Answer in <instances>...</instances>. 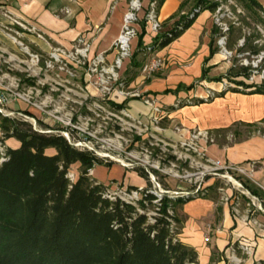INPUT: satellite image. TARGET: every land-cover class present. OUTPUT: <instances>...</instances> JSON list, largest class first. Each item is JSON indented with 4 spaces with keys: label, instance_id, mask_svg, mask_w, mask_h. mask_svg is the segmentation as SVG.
<instances>
[{
    "label": "rangeland",
    "instance_id": "374dc122",
    "mask_svg": "<svg viewBox=\"0 0 264 264\" xmlns=\"http://www.w3.org/2000/svg\"><path fill=\"white\" fill-rule=\"evenodd\" d=\"M223 2L233 13L224 17L225 22L230 27V31L227 33H223L220 27L215 24L218 29L216 47L219 53L232 63V68H234L232 75L223 77V82L226 83L225 88L239 87L244 89L238 86L237 82H244L248 85L263 84L264 23L248 10L245 3L239 0H223ZM213 19L215 23L214 12ZM163 32L166 31L162 24L159 33H154L159 36ZM29 33L21 26L11 24V21L8 24H0V97L6 99L5 105L0 106V146L4 150L3 154L10 147L7 144L13 145L16 141L19 142L15 137L3 140L5 138V130L1 127L3 118L18 119L31 124L40 133L62 134L79 150L92 152L98 158V163L89 173L92 179H95L94 174L98 166L112 167L118 165L145 179V186L137 187V189L149 188L154 193L159 194L161 198L188 197L193 199L190 202L213 199L218 210L227 207L236 223L237 219L244 228L262 230L264 238V212L259 208V204H262L264 209V201L261 198H264L263 188L251 181L246 180L245 182L243 178H239L245 183L246 189L251 192L250 195L242 194L236 190L237 188L233 184L221 180L220 172L214 171L211 162L207 161L208 159L213 162L219 160L215 155L218 152L215 151L216 148H213V146L216 147L215 143L223 139L227 143H232L238 139L233 131L221 134L222 139H218L216 133L209 131L215 143L209 145L201 143L204 148L202 152L205 153V156L193 149L183 151L180 145L189 140L191 135L187 139L179 140L165 138L164 128L169 124L168 110L163 106H158L153 97L138 90L133 84L134 78L132 77L138 71H136V66L131 64L132 68L129 66V70L123 72L126 61L132 58L133 53L124 62L122 69L119 70L120 80L117 83H111L112 85L109 86L112 91L107 93L104 81L107 80L108 75H103L102 69L113 65L114 62L107 63L102 55L103 62L98 65V71L93 72L89 63L97 58L90 62L88 53L86 58L77 55L76 58L69 56V53L74 54L78 47L83 46V42L72 50L52 46L50 50L44 51L36 43L31 42L28 38ZM31 34L37 40H45L41 33L43 39L35 33ZM138 36L139 32L136 37ZM224 36H226V45L221 46L219 41ZM151 46L142 45L140 50L136 52L140 55L139 59L136 58V63L142 62L141 59L144 60L139 68L140 73H142L145 63L155 57L164 58L166 66L167 59L165 57L154 56L147 59L150 53L155 52L151 50ZM255 49H259L260 52L258 54L253 53ZM57 50L61 52H57ZM164 68L151 75L155 76ZM243 68L248 69L247 76H234L235 72L241 71ZM33 79L36 80L34 86L25 82V80ZM250 90L252 89L247 91ZM137 93L140 96H136ZM19 94L24 95L27 100L18 96ZM135 99L141 100L143 103L145 100L151 99L161 109L162 113L155 112L146 103L145 105L151 107V111L143 104H141L140 109L145 112L134 111L128 103ZM110 102L124 104L125 108L120 112L113 111L109 107ZM192 102L190 100L185 103L184 100H180L174 108ZM262 131L264 134V129ZM175 145L177 147L176 152L181 155L180 159H177V156H171L173 155L171 146ZM1 153L0 149V156L2 157ZM169 161L175 163L176 166L172 170L162 171L171 167ZM220 161L226 163L223 159ZM226 164L245 168L242 165ZM157 166L160 169L156 168ZM250 167L251 169L255 167V171L257 162L252 161ZM115 169L117 170V168ZM245 169L249 170L248 168ZM97 172L98 177L103 178L104 173L99 169ZM79 174L78 169L73 167L68 175L70 180L74 182ZM112 174L117 175L118 172L112 171ZM176 174L183 178H174L173 175ZM255 182L257 181L255 180ZM106 186L105 193L109 192L111 196L116 198H124L123 193L125 192L130 194L132 191H136L129 190L130 186L119 181H110ZM220 188H224L225 192L221 193ZM197 189H199V193L196 192ZM227 196L232 200L226 201ZM253 196L261 200L262 203L257 199L255 200ZM183 206L178 207L177 211L182 223L185 220L182 215ZM236 207L238 212L235 210ZM150 214L152 216L153 212ZM245 217H248L246 222ZM255 220L257 224L254 223ZM260 224L261 227H259ZM181 229L183 230V224ZM243 242H246L252 254L247 253L242 248L241 243ZM256 247L255 240L241 235L234 244H230L227 254H223L225 264H232L230 260L233 254L240 257L242 264H246L248 259L255 255Z\"/></svg>",
    "mask_w": 264,
    "mask_h": 264
},
{
    "label": "crops",
    "instance_id": "0c3cea01",
    "mask_svg": "<svg viewBox=\"0 0 264 264\" xmlns=\"http://www.w3.org/2000/svg\"><path fill=\"white\" fill-rule=\"evenodd\" d=\"M257 1L264 11V0ZM149 3L150 0H143L140 22L136 25L139 36L132 41L133 56L126 61L123 72L128 71L129 66L132 68L131 64L135 66L136 58H140V55L136 57L140 45L149 47L157 37L150 25L145 23ZM196 3L197 0H166L158 13V20L165 31L190 13ZM129 8L130 0H9L5 8H0V24H8L9 16L32 27L45 40H37L31 33L28 38L44 51L52 46L72 50L85 41L89 44L90 62L103 55L111 64L117 57L115 45ZM216 38L213 12L206 10L180 38L147 57H165L167 63L164 70L155 76L140 73L139 68L144 61L141 59L133 84L153 97L158 106L168 110L169 124L164 128L165 138L187 139L195 130H208L222 139L221 134L233 131L238 138L234 142L227 143L223 139L214 144L216 147L213 148L218 152L216 157L249 170L251 162H257L254 177L264 186V94L229 91L222 97H214L224 90L226 83L223 77H228L232 69V63L217 50ZM212 48L216 49L213 54ZM219 78L223 80L218 81ZM195 99H204L205 102L174 108L180 100L187 103ZM128 104L139 113L143 111L141 104L145 105L136 99ZM147 107L151 111V107ZM7 145L16 149L20 143L16 141ZM48 152L54 153L53 150ZM98 169L104 173L101 179L97 175ZM112 171L118 174H112ZM94 176L105 185L110 181H119L128 186H145L144 178L118 165L98 166ZM182 215L185 220L180 239L197 250L199 264H225L223 254H227L230 244H234L241 235L255 240L257 245L255 255L246 264L264 259L263 231L244 228L237 219L236 223L230 210L227 207L218 210L213 199L185 204Z\"/></svg>",
    "mask_w": 264,
    "mask_h": 264
},
{
    "label": "trees",
    "instance_id": "16d2710c",
    "mask_svg": "<svg viewBox=\"0 0 264 264\" xmlns=\"http://www.w3.org/2000/svg\"><path fill=\"white\" fill-rule=\"evenodd\" d=\"M154 1L159 13L166 0ZM239 1L264 23V11L257 0ZM218 6L211 0H197L190 13L156 37L151 50L169 46L202 12H215ZM215 52L212 48L211 53ZM135 66L139 68L140 63ZM247 71L243 68L234 76L245 77ZM233 72L234 68L227 76ZM25 82L36 84L35 79ZM237 85L244 89L227 87L214 97L229 91L264 94V83ZM204 102L195 99L188 104ZM109 107L116 112L125 108L113 102ZM1 127L5 130L3 140L15 137L20 146L8 147L6 160L0 164V264L199 263L197 250L180 239L182 221L177 214L178 207L193 199L159 198L145 188L138 203L111 200L105 193L107 186L89 176L98 163L92 152L79 150L62 134L40 133L18 119L3 118ZM73 167L80 173L74 182L68 175ZM254 264H264V259Z\"/></svg>",
    "mask_w": 264,
    "mask_h": 264
},
{
    "label": "built area",
    "instance_id": "2783aa9c",
    "mask_svg": "<svg viewBox=\"0 0 264 264\" xmlns=\"http://www.w3.org/2000/svg\"><path fill=\"white\" fill-rule=\"evenodd\" d=\"M213 1L219 3L218 8L214 12L215 24L218 27H220V29L223 31V33H227L228 31H230V27L225 22L224 17L230 16L233 13L231 11H229V8L227 6L224 5L223 0H213ZM228 1H231V0H228ZM8 2H9V0H0V8H5L8 4ZM142 10H143V0H131L130 1V8H129V11L127 12V14L125 15L123 30H122V33H121V35H120V37L116 43L117 57H116L113 65L102 69V72H104L103 75H108L107 80L104 81L106 83L105 88L107 90V93H110L112 91V89L109 85H112L111 83H117L120 80L119 70L122 69L124 62L128 58H130L132 55V41L138 35V30L136 28V25L140 22L139 14ZM8 18L11 21V24H17V25L21 26L22 28H24V30H27L30 33H35V34H37V36L39 38L43 39V36L40 35V33H38L37 31H35L32 27H28L27 25L21 23L20 21H18L16 19L10 18L9 16H8ZM145 20L147 21L148 24H150L153 32L159 33V31L162 29V24L158 20L157 1L150 0L149 7L147 9V13L145 16ZM14 39L16 40V38H14ZM83 43H84L83 46L78 47L75 50L74 54L69 53L70 54L69 56L76 58V55H77V56H81L83 58H86L87 53L89 51V45H87L85 42H83ZM219 44L221 46L226 45V36L221 38V40L219 41ZM57 52H61V51L57 50ZM54 56H57V55L54 54ZM36 57H38V56H36ZM165 61L166 60L164 58H158V57L152 58L147 63H145V65L142 68V73H144L146 75H151L157 71L162 70L165 66ZM102 62H103V58L98 57L95 61H93L92 63H89L91 70L93 72H97L98 71V65ZM83 64H85V62H83ZM18 96H21L22 98H24V95L19 94ZM136 96H140V95L137 93ZM25 100H27V99H25ZM5 103H6V99L4 97H0V106L5 105ZM145 103L148 104L149 106H151L155 112L160 113V114L162 113L161 109L155 104V102H152L151 99L145 100ZM0 111H1V109H0ZM158 129H160V128L158 127ZM201 143H204L206 145L215 143V140L209 131H207V130H195V131H193L191 133V138L187 141L182 142L180 146H181V149L183 151H185V150L190 151L193 149L194 151L200 152V154H203L205 156V153L202 152V151H204V148H203ZM171 148L173 149V155H171V156H177L176 158L180 159L181 155L178 152H176V150H177L176 145L171 146ZM0 149L2 151L1 154L3 155L2 157L0 156V164H1L6 160V153L3 154L4 150L1 146H0ZM205 151H206V149H205ZM207 161L211 162V167L214 171L220 172L219 177L221 178V180L226 181L227 183L233 184L237 188L236 190L238 192H241L242 194H246V195H250V193H251L248 189H246L245 183L242 182L241 180H239V178H243V180H245V182H246V180L248 182L251 181V182L255 183L256 185L260 186L261 188H263V190H264V186L260 185L258 182H255V180H254V168L255 167H253L251 170H247V169L242 168V167H236V166L228 165V164H226L220 160H216L215 162H213L210 159H208ZM169 163L171 164V167L168 169L165 168L162 171L166 172L168 170H172V168L174 166H176V164L173 163L172 161H169ZM156 168L160 169L159 166H157ZM188 176H191V175H188ZM188 176H186V177H188ZM173 177L176 179L183 178L179 174L173 175ZM219 190L221 193L225 192L224 188H220ZM142 191H143V188H139V189H136V191H132L130 194H127L125 192V193H123V195H125V197L124 198L120 197V199L127 202V203H130V204L138 203V201H140L142 199ZM196 192L199 193L200 192L199 189H197ZM155 194L159 198H161V196L159 194H157V193H155ZM106 196L112 200L116 199V197L111 196L109 192L106 193ZM232 198H234V197H232ZM229 199L232 200L229 196H227L226 201H229ZM237 199H239V197H237ZM254 199L258 200L257 197H254ZM258 201H260V203H262L261 200H258ZM259 208H260V210H262L264 212L262 204H259ZM235 210L238 212L237 207L235 208ZM148 215L151 216V214H148ZM245 218H246V220H245V222H246L248 217H245ZM254 223L257 224V221L255 220ZM261 226L262 225L260 224L259 227H261ZM241 244H242V248H244L247 251V253L252 254V251L250 250V248L247 247L248 245H246V242H243ZM230 262L232 264H242L240 257H237L235 254L232 255Z\"/></svg>",
    "mask_w": 264,
    "mask_h": 264
}]
</instances>
